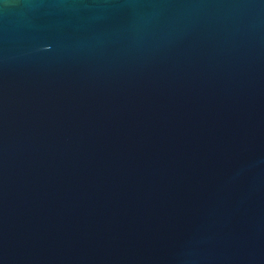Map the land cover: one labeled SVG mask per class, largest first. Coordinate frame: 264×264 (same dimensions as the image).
Segmentation results:
<instances>
[{
    "label": "water",
    "instance_id": "water-1",
    "mask_svg": "<svg viewBox=\"0 0 264 264\" xmlns=\"http://www.w3.org/2000/svg\"><path fill=\"white\" fill-rule=\"evenodd\" d=\"M0 264H264V0H0Z\"/></svg>",
    "mask_w": 264,
    "mask_h": 264
}]
</instances>
